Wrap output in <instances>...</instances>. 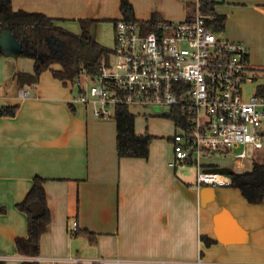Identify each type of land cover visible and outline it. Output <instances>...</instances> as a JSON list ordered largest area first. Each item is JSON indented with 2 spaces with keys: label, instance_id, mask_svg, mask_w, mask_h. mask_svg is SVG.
<instances>
[{
  "label": "crops",
  "instance_id": "0c3cea01",
  "mask_svg": "<svg viewBox=\"0 0 264 264\" xmlns=\"http://www.w3.org/2000/svg\"><path fill=\"white\" fill-rule=\"evenodd\" d=\"M120 1L13 0V7L61 20L62 28L80 25L81 19L97 21L90 32L100 44L103 23L122 19ZM129 1L138 21L158 13L179 23L187 19L185 3L199 0H173L186 16L179 21V13L166 10L163 2H156L142 19L136 0ZM216 1L217 13L227 18L225 36L245 43L251 65L264 69V0ZM254 58L261 67L252 63ZM14 83L0 96V107L19 106L15 117H0V264L28 258L15 251V239L27 236L28 223L17 205L37 176L47 180L51 212L41 258L58 259L57 264H264V200L251 204L230 186H199L195 178L186 179L185 165L193 164L170 165L175 132H159L169 125L167 120L130 111L137 134L155 138L148 158L121 159L115 121L97 116V104L93 114L89 104L72 102L73 85L50 71L37 85ZM24 93L30 97L23 98ZM75 221L77 231L96 234L95 244L70 234ZM203 237L214 240L212 246Z\"/></svg>",
  "mask_w": 264,
  "mask_h": 264
},
{
  "label": "built area",
  "instance_id": "2783aa9c",
  "mask_svg": "<svg viewBox=\"0 0 264 264\" xmlns=\"http://www.w3.org/2000/svg\"><path fill=\"white\" fill-rule=\"evenodd\" d=\"M114 31L110 60L103 62L101 75L91 80L94 86L89 91L81 89L76 101L100 103L102 108L95 112L100 117L108 114L110 106L120 105L177 110L181 119L172 137L170 165L193 164L199 186L231 185V176L205 173L214 164L204 159L241 150L236 168L244 170L250 158L248 148L264 150V96L244 95L245 85L257 76L248 46L213 33L198 9L193 21H162L150 29L142 21L120 19ZM77 229L75 221L70 234ZM27 260L60 262L39 256Z\"/></svg>",
  "mask_w": 264,
  "mask_h": 264
},
{
  "label": "trees",
  "instance_id": "16d2710c",
  "mask_svg": "<svg viewBox=\"0 0 264 264\" xmlns=\"http://www.w3.org/2000/svg\"><path fill=\"white\" fill-rule=\"evenodd\" d=\"M216 0H199L198 4L187 2L186 21L194 20V13L198 9L205 18V25L216 35L223 36L226 30L227 18L218 14ZM122 19L138 21L135 10L129 0H121L119 6ZM61 20L50 18L45 14L15 10L13 0H0V33L10 31L22 45L20 56L32 59L33 73L19 72L15 80L19 86L37 85L41 75L50 71L55 79L64 84L75 85L83 79L94 80L101 75L104 61L111 58L112 49L100 45L91 35V27L97 22L81 19L82 33L74 34L58 25ZM119 20H114L116 24ZM165 21L158 13H154L150 20L142 21L152 29L159 22ZM2 49L0 47V55ZM257 74L264 75V69L254 68ZM258 95L264 96V85L257 89ZM19 106L0 107V117H15ZM178 126L181 116L177 110H172L166 116ZM112 119L117 128V154L119 158H148L154 136L139 135L136 132V116L127 106H116ZM225 155V154H224ZM211 169L218 168L211 165ZM230 187L241 192L245 200L251 204H260L264 200V162L255 161L248 174L232 172ZM46 179L35 177L33 186L17 208L27 214V236L15 239V251L24 257L40 255L41 238L51 222V212L48 208L45 191ZM37 207L34 213L31 209ZM3 211V209H1ZM73 236L86 237L91 244L97 241L96 234L89 230L77 231ZM206 246H212L214 240L203 237ZM20 264H40L25 260Z\"/></svg>",
  "mask_w": 264,
  "mask_h": 264
},
{
  "label": "rangeland",
  "instance_id": "374dc122",
  "mask_svg": "<svg viewBox=\"0 0 264 264\" xmlns=\"http://www.w3.org/2000/svg\"><path fill=\"white\" fill-rule=\"evenodd\" d=\"M182 2V0H180ZM222 2V0H219ZM164 3L166 6V10L170 12L177 11L179 13L178 15V20L179 19H184L186 16H184V13L182 11V8L178 7V4L173 1V0H136V4L138 7L139 14L142 15V19H147V14H143L145 11L149 10L151 7H154L155 3ZM183 3V2H182ZM147 13V12H146ZM78 26V27H77ZM64 28L68 29L69 31H72L73 33L81 34L82 29L79 24H71V25H64ZM115 23L113 21L110 22H104L102 29H101V42L100 45H102L105 48L108 49H113L115 46V31H114ZM224 38L229 39V36H225V33L223 34ZM230 40V39H229ZM252 63L254 65H257L258 67H261V64H258L257 59H252ZM19 69L24 72L28 73H33V61L30 58L20 56V55H15L13 53H2L0 55V96H6L7 91L9 92L14 86H15V69ZM256 81L254 82H249L248 84L245 85L244 87V95L245 98H249L252 94L257 92V89L260 85H264V75L262 74H256ZM94 86V82H92L89 79H83L81 81V84L71 86L72 90V102L80 104L79 102L76 101V99L80 95V90H86L89 91L92 87ZM89 104V112H93L94 114V108ZM98 109L102 108V105L100 103L97 104ZM130 111H138V112H143L146 113L147 115H152V116H159L163 120H167L169 122V125H164L161 126L159 129V132L163 133L164 135H168V133L174 134L176 132V128L174 124L170 123L169 119L166 117L170 109L167 107H156V106H150L147 108H134L130 107ZM116 107L115 106H110L108 108V114L105 115L106 118H112L115 115ZM134 113V112H133ZM149 130V128H146ZM155 131V130H154ZM241 150H232L228 154L225 155H214V156H208L204 159V162H209L213 163L215 165H218L220 167H231L235 171H239L236 168V155L240 152ZM248 153L250 154V158L248 159L247 163L245 164V169L240 170L241 172H250L252 170V166L255 161L258 162H264V150H259V151H254L252 148H248ZM185 170H187L188 174L185 175L186 179H189V181L192 178H195L197 180V168L194 165H185ZM179 170V169H178ZM226 192V190H225ZM227 193V192H226ZM64 263V262H63ZM62 263V264H63Z\"/></svg>",
  "mask_w": 264,
  "mask_h": 264
},
{
  "label": "water",
  "instance_id": "95a60500",
  "mask_svg": "<svg viewBox=\"0 0 264 264\" xmlns=\"http://www.w3.org/2000/svg\"><path fill=\"white\" fill-rule=\"evenodd\" d=\"M0 47L2 49V53L5 52V53H13L15 55H20L22 51V45L15 39V37L10 31H2L0 33ZM204 172L207 174L220 173L226 176H230L232 172H237V171H235L231 167H220V168L218 167L213 169L211 168L204 169ZM250 172H241L240 170L238 171V173L240 174H248ZM31 210L34 213H36L38 208L33 207Z\"/></svg>",
  "mask_w": 264,
  "mask_h": 264
}]
</instances>
